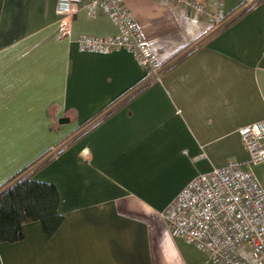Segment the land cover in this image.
Wrapping results in <instances>:
<instances>
[{
    "label": "crops",
    "instance_id": "crops-1",
    "mask_svg": "<svg viewBox=\"0 0 264 264\" xmlns=\"http://www.w3.org/2000/svg\"><path fill=\"white\" fill-rule=\"evenodd\" d=\"M122 1L157 65L192 51L151 79L128 50L80 48L119 33L94 0L69 19L56 0H0V185L42 157L24 174L55 186L63 218L51 236L24 223L0 264H219L161 213L196 175L246 168L238 129L264 119V0H220L234 18L220 30L213 7L184 5L208 0ZM253 171L264 188V164Z\"/></svg>",
    "mask_w": 264,
    "mask_h": 264
},
{
    "label": "built area",
    "instance_id": "built-area-1",
    "mask_svg": "<svg viewBox=\"0 0 264 264\" xmlns=\"http://www.w3.org/2000/svg\"><path fill=\"white\" fill-rule=\"evenodd\" d=\"M81 0H56L58 19H69ZM180 2L181 0H175ZM182 2V1H181ZM110 15L119 33L109 37L81 35L80 48L106 52L125 49L136 57L147 76L158 78L161 69L122 0H94ZM220 0L205 3L186 1L190 10L208 14L210 21L219 20ZM248 153L246 168L228 163L196 175L169 203L161 215L168 231L219 264H264V188L253 166L264 162V119L238 129Z\"/></svg>",
    "mask_w": 264,
    "mask_h": 264
},
{
    "label": "trees",
    "instance_id": "trees-1",
    "mask_svg": "<svg viewBox=\"0 0 264 264\" xmlns=\"http://www.w3.org/2000/svg\"><path fill=\"white\" fill-rule=\"evenodd\" d=\"M248 8L246 7L238 15L245 13ZM225 18H219L215 23L218 25V23L223 22L218 30L234 20L233 18L227 23L224 22ZM189 46L190 44L173 55L169 59L167 67L157 65L161 72L172 67L189 54L191 49L185 51ZM39 158L32 161L28 166L39 162ZM51 158L52 155L48 156L37 167L43 166ZM28 166L22 168L16 175L0 185L2 188L0 189V242L13 243L21 240L23 238L22 226L26 222L38 221L47 236H51L62 223V215L58 212L59 196L55 186L48 182L38 181L30 174H24Z\"/></svg>",
    "mask_w": 264,
    "mask_h": 264
},
{
    "label": "rangeland",
    "instance_id": "rangeland-1",
    "mask_svg": "<svg viewBox=\"0 0 264 264\" xmlns=\"http://www.w3.org/2000/svg\"><path fill=\"white\" fill-rule=\"evenodd\" d=\"M223 24V22H221L220 23V25H222ZM264 164V162H262V163H260V164H257V165H254L253 166V168H255L256 170H257V167H260V166H262ZM192 252H193V254H195L197 257H200V258H204L203 256H202V254L199 252V251H197L196 249H194L193 247H192Z\"/></svg>",
    "mask_w": 264,
    "mask_h": 264
}]
</instances>
